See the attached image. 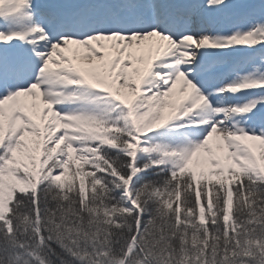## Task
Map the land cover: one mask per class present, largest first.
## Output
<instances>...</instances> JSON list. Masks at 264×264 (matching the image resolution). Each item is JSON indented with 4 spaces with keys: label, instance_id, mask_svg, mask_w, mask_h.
Here are the masks:
<instances>
[{
    "label": "snow or ice",
    "instance_id": "obj_1",
    "mask_svg": "<svg viewBox=\"0 0 264 264\" xmlns=\"http://www.w3.org/2000/svg\"><path fill=\"white\" fill-rule=\"evenodd\" d=\"M0 264H264V0H0Z\"/></svg>",
    "mask_w": 264,
    "mask_h": 264
}]
</instances>
